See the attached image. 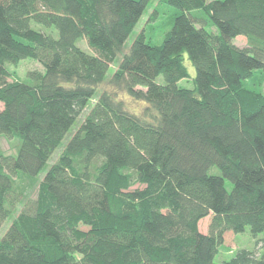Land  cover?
<instances>
[{"label":"trees","instance_id":"1","mask_svg":"<svg viewBox=\"0 0 264 264\" xmlns=\"http://www.w3.org/2000/svg\"><path fill=\"white\" fill-rule=\"evenodd\" d=\"M150 1L0 0V137L18 142L0 150V228L15 179L43 173L0 264H215L226 232L264 234V95L243 85L264 81V0H159L161 44L141 30L126 49ZM25 59L42 69L9 80ZM261 247L219 264H264Z\"/></svg>","mask_w":264,"mask_h":264},{"label":"rangeland","instance_id":"2","mask_svg":"<svg viewBox=\"0 0 264 264\" xmlns=\"http://www.w3.org/2000/svg\"><path fill=\"white\" fill-rule=\"evenodd\" d=\"M159 0H151L144 11L140 21L133 29L131 34L129 35L128 39L126 40V49L129 47L131 41L134 39L135 35L143 30L144 34L148 39L152 40L153 44H161L164 34L170 29L171 27V11L166 8H158L159 13H157L156 17L153 21L148 22L147 19L150 16L151 12L157 7ZM234 45L239 48H242L246 45V41L242 37H236L232 40ZM79 46L86 50L87 52H91L87 43L85 41H81ZM117 63V60L111 65V70ZM184 65L186 66L189 78H186L179 82V85L185 88H193V77H194V69L191 63L185 58ZM41 65L36 63L33 60L25 59L20 61L16 66H9V70L12 72L9 80H20L23 82H28L27 72L29 71H39L41 70ZM255 78L253 79H246L243 81V85L245 88L253 90L255 92H260L264 95V81L261 80V73L259 71L254 72ZM159 82L162 81V78L159 76L157 78ZM107 84L100 86L99 90L103 88L106 89ZM116 98L121 99L124 101L125 106L127 109L139 112L141 108V104L139 101H135L126 93L122 91L115 90ZM1 108V104H0ZM85 114V112H84ZM81 118V117H80ZM17 140L14 139H7L4 137H0V150L5 155H14L17 148ZM61 152V148L58 149L51 157L50 161L48 162L49 165L55 162ZM210 174L218 175L219 172L215 167L210 168ZM43 173H41L36 180L28 179L25 177H20L15 179V189L13 193L14 201L11 206V215L10 217L4 222L2 227L0 228V236L4 233L7 226L10 224L11 219L23 208L25 203H28L31 200H34L37 194L39 181L42 179ZM225 189L230 192L231 191V183L228 180L224 181ZM141 188L135 184L130 189L134 188ZM211 216H207L201 219L198 223L199 231L203 233H207L208 224L210 222ZM264 238V234L258 235L257 239L262 240ZM254 239L250 233L249 228H245V230L241 233H232L226 232L224 235V239L222 244L218 248V252L214 257V263L219 264L222 261L229 260L238 250L246 249L249 251H254L256 249V240ZM259 246V245H258ZM260 251H264V247L259 249Z\"/></svg>","mask_w":264,"mask_h":264}]
</instances>
